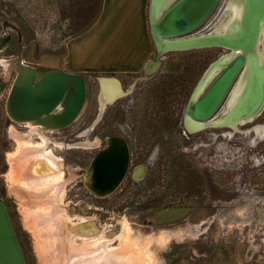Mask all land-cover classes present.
Returning <instances> with one entry per match:
<instances>
[{
  "label": "rangeland",
  "instance_id": "1",
  "mask_svg": "<svg viewBox=\"0 0 264 264\" xmlns=\"http://www.w3.org/2000/svg\"><path fill=\"white\" fill-rule=\"evenodd\" d=\"M150 2L147 0V17L153 52L146 67L133 74L78 73L88 86L84 105V109L88 106L87 112L65 134H54L52 138L64 145L78 142L87 148L102 144L96 136L124 139L131 147L130 164L143 161L156 151L155 164L144 180L134 182L127 176L114 194L110 195L119 184L107 195L97 196L88 185L92 170L89 165L104 149L50 145L52 153L62 158L64 172L56 192L42 194L48 198L58 194L60 201L58 222L53 220L58 234L52 233L57 248L48 253H55L54 264H107L106 245H117L139 255L142 264H264V108L254 123L240 127L245 132L250 130L245 134L223 137L220 133L224 130L210 126L190 135L186 114L187 131L182 123L184 110L212 62L230 50L201 47L169 51L158 59L159 67L147 75V68L152 70L150 61L157 60V48L159 51L150 29ZM220 2L197 33L211 29L219 20L225 0ZM101 3L102 0H0V184L11 196L9 207L28 264L51 262L32 229V220L27 219L28 215L38 214L41 206L36 204L30 209L31 204L26 206L14 190L21 182L36 188L35 181L26 174L34 158L32 151L39 143L29 126L26 128L10 116L8 99L19 63L44 72L65 71L66 40L90 24ZM11 58L17 62L8 67L4 59ZM156 72L158 75L149 82ZM100 77L119 83L126 93L109 107L90 137L69 141L78 129L96 116L95 121L98 119ZM166 90L170 93L168 98L164 95ZM225 102L217 114H224ZM117 114L124 117L126 134L115 121ZM95 121L94 124L98 122ZM257 126L263 128V133ZM97 139L99 144H95ZM153 158L151 154L136 167L145 164L148 169ZM80 166L85 176L78 178L76 170ZM52 181L44 180L42 185L40 182L37 196L48 191ZM47 203L42 210L55 212L56 207ZM15 206L20 207L23 219L15 214ZM36 225L50 227L46 219L40 223L37 218ZM34 236L38 259L31 252ZM43 236L51 238L49 234Z\"/></svg>",
  "mask_w": 264,
  "mask_h": 264
},
{
  "label": "bare ground",
  "instance_id": "2",
  "mask_svg": "<svg viewBox=\"0 0 264 264\" xmlns=\"http://www.w3.org/2000/svg\"><path fill=\"white\" fill-rule=\"evenodd\" d=\"M176 1L177 0H154L152 7V15H154V20H158ZM216 8L217 7H215V9ZM212 13L192 33L174 38L161 36L160 41L158 42L159 52L163 53L167 51L169 52L176 50H187L193 47L203 46L218 47L217 45H215V43H218L220 39L228 37L233 38L234 40H239V38L242 40H247V38L254 36L255 45L251 50H244L243 48H232L229 53L220 56L218 59L212 62L213 64L218 63L219 66L215 68L214 66H212L211 68L207 69V73L203 78H201V82L194 91V101H196L202 94H204V92L214 82V80L217 78L220 72L223 71L227 64H229L232 60H235L240 55L246 58V64L243 67L244 71L240 75L241 77H239L237 83L233 85V89L229 92L230 94L225 99L226 102L225 106L223 107L224 114H217L215 116L208 117L207 119H198L187 112L186 124L190 132H196L210 126H223L228 123L229 125H233L236 130H239L241 129L238 125L239 121L245 123L254 120V118L264 108V0H225V3L223 4L222 14L216 24L212 28L210 27L211 29L205 32L197 33V31L199 32L202 26L206 24V22H208V20L212 16ZM254 25L255 33L250 32L249 34H246L247 28L249 26L253 27ZM223 44L228 45L227 42ZM174 45L176 47H174ZM2 49L3 44L1 43L0 39V50ZM4 62L8 67H10L14 64V62L17 61L15 58H11L4 59ZM159 64L160 61L152 59L149 63V65L152 66V70H149L148 67L147 75H151L152 71L159 67ZM18 70L19 74L14 83L10 98L8 99V104L10 107L9 112L12 118L16 121L21 123L27 122L26 125L30 127L31 133L37 130L39 133L38 136L41 139L42 146L45 147L49 141L47 134H45V131L59 130L67 125L68 122L62 117H59V121L51 122L49 120H46V117H41V114L49 113L56 108V105L59 102L62 101L63 103V100L67 98L70 92V88H72L73 91L77 89L75 91L77 95L80 96H77L75 98V105L72 108V113L74 114L72 118L76 116V114L80 111L84 104L86 92L84 91L85 93H83V89L81 87V84H83L84 88V83L75 80V78H79L84 82L85 80L80 75H70L61 71L43 72L36 70L33 67L25 66L21 63H19L18 65ZM36 76H40L41 78L38 77V80H34L35 82H32L31 78H34ZM145 78L148 79V77ZM102 82L106 85H109L110 87L108 91L105 90V92L103 93L106 94V98L111 102H114L115 100L121 98L126 93V91L122 88V86H120L119 83L113 82L110 78L102 77ZM77 101L78 103H76ZM105 106L108 105L106 104L105 100H102V105L100 106L101 112L98 121L103 115ZM68 110L69 109H67V112ZM94 125L95 124H93L91 127H93ZM256 129L260 133H263L262 127L257 126ZM249 131V129L246 130V132ZM100 142L101 141L99 139L95 140V144H99ZM58 145L60 147L65 146L62 142H58ZM66 146L67 148H73L82 147L83 145L77 142L69 143ZM44 147L40 151V157L37 156V158H39V162H41V164L44 166L43 174L45 176H40L38 172H34L33 177H38V179H35L37 185H39L40 182V185H42V181L44 180L50 181L53 179V181L50 182V184H53V187H50L48 191L39 192L40 195H42L43 193L49 194L50 192L55 191V189L58 188L59 182H61V175L64 172L61 166L62 158L60 159L59 157L50 153V151H45ZM122 152L123 151L121 150H116L112 154H110V156H106L105 162L103 163V169L105 170L103 172L101 171V174H99V164L93 166L90 178L88 179L90 180L88 185L97 194V196L107 195L108 193L112 192V189L115 188L117 184H119L118 182L122 178V175L119 174V171L121 170L124 160L126 161L128 159V154H123ZM45 165L48 168L45 167ZM47 170L50 171L49 174H46ZM146 171L147 167L145 164L139 165L134 170L135 178L142 179ZM24 187L28 188L30 187V185ZM24 187L19 186L14 190L19 196L26 199L31 198V195H37V189L31 188L27 190V188ZM58 198L59 195L57 194L51 203L56 207V210L59 211L60 201ZM128 233L130 234V232ZM73 236H75V234ZM100 241L103 242L102 240ZM116 246L113 247L112 245L111 247L109 245H106V249H109L107 250V252H105V261L107 264H142V260L139 255L133 254L134 252H128L129 250L126 249V247L125 249H123V246H120L121 248ZM81 247L80 251H82ZM97 249L103 250L102 248H99V246ZM100 252L102 255V251ZM75 253L78 252L75 251ZM80 255L82 256V254H79V256ZM81 260H83V258ZM144 264L151 263L145 262Z\"/></svg>",
  "mask_w": 264,
  "mask_h": 264
},
{
  "label": "crops",
  "instance_id": "3",
  "mask_svg": "<svg viewBox=\"0 0 264 264\" xmlns=\"http://www.w3.org/2000/svg\"><path fill=\"white\" fill-rule=\"evenodd\" d=\"M153 3L154 0H152V7H153ZM65 52H66V65L63 70H65L64 72L70 75H77L78 73L133 74L141 71L144 68V66H146L147 63L149 62L150 56L153 52V41L148 28L147 0H102L99 13L90 22V24L80 33L72 37H69L66 40ZM38 77L40 76L31 78L32 82L36 79H39ZM101 78L102 77H100L99 79L101 83L99 105L100 106L102 105V100H105L107 105L112 104V102L106 98V94L103 93L105 92V90L108 91L110 87L109 85L103 83ZM75 80L84 83L85 90L83 88V84H81L82 85L81 87L83 89V93L86 92V97L84 98V104L80 109V111L76 114V116L72 118V116L74 115L72 113V108L75 105V101H76L75 98L78 96L75 91L77 89L73 91V89L70 88V92L67 98H65L66 101L64 99L63 103L62 101L59 102L60 104L58 103L56 105V108L55 109L53 108L54 110H52L49 113L41 114V117L44 118L46 117L45 119L51 122L59 121V117H62L68 123H73L77 119V117L83 113L84 105L88 94L87 91L88 86H86L87 84H85V82L79 78H75ZM76 103H78V101ZM107 107L108 106H105L104 112ZM67 109H69L68 112ZM100 112H101V107H100ZM96 121H98V119ZM26 123L20 122L19 124L25 126L26 128H29L26 125ZM34 132L35 133L33 135L35 138L37 136L39 144L37 145V147L35 146L36 148H34L32 151L34 158H32V161L29 164L28 172L26 174L33 181H35L36 178L38 179V177L36 176H34L35 178L33 177L34 172H38L40 176L44 175L43 174L44 166L41 164V162H39L38 160L39 158H37V155L38 156L40 155V151L44 146H42L41 139L38 136L39 135L38 131L35 130ZM56 132H59V130L45 131V134H47V137L49 139L48 144L44 147L45 151L47 150L50 151V153H52V149L50 145L54 144L55 146L58 147L59 146L58 142H62L52 138V135H54ZM84 132L87 133V130ZM116 143L117 142H114L110 147V149L106 152L107 157L110 156V154H112L116 150H121L123 151L122 152L123 154H128L125 148L121 149V146L118 145V143L117 144ZM97 146L100 145H96L94 147ZM64 147L67 148L66 145ZM77 148H87V146H82ZM105 159L106 157H103L102 155L94 159V162L92 163L93 165L99 164L98 165L99 174H101V171L103 172L105 170L103 169L104 167L103 163L105 162ZM127 163H128V159L126 161L124 160V162L122 163L121 170L119 171V174L122 175L124 173L125 169L127 168ZM45 167L47 166L45 165ZM120 182L121 180L118 183ZM35 184H36V188H34V185H30V187L28 188L24 187L29 184L23 182L18 183V186L27 188V190L31 188L34 189L41 188V186L37 188L36 182ZM50 187H53V184H50ZM10 197L11 196L9 192H7V189L2 188L0 184V264H28V257L25 248L21 242L20 236L18 234V230L16 229L14 219L12 217V213L9 207ZM18 197H20V199L24 204H26V206L31 204L29 205L30 209L36 208V204H38V206H41V209L39 210L38 214L36 213V215L34 216L28 215L27 219L32 220L31 222L32 229H34L36 234L39 235L43 243L42 249L43 251L44 250L46 251L44 254L50 257L51 262L50 263L45 262V263L54 264L55 259L53 258L55 257V253L53 256V252L56 251L55 248H57V245L54 243V238L56 237L55 235H52V233L55 232L57 233L56 231L57 228L54 229L55 227H57V225L54 226V224H57L56 222H58L56 216L58 210H56L55 212L49 209L42 210V207L44 205H49L47 202L51 203L54 200L55 196H53L52 198H48L44 195H40V196L31 195L32 198H27V199L22 198L19 195ZM53 207L55 206L52 204V208ZM15 214L20 219L24 218L23 213L20 210V207L15 206ZM37 218H39L40 223L43 219L49 220L50 227H44L43 225L37 226L36 225ZM53 220H57V221L55 222ZM20 223L22 225L23 232L27 234V228L26 226H24L23 221ZM30 228L28 229L32 230ZM44 234H49L51 238H46V237L44 238L43 236ZM34 238L35 241L33 239L34 243L31 245V252L36 257V259H38L37 258L38 252L35 246L37 238L36 236H34ZM48 245L50 246V248L48 247ZM50 250L53 251L51 255H49V253L51 252ZM84 260L85 259H83V261ZM58 261L59 260H57L56 262Z\"/></svg>",
  "mask_w": 264,
  "mask_h": 264
},
{
  "label": "water",
  "instance_id": "4",
  "mask_svg": "<svg viewBox=\"0 0 264 264\" xmlns=\"http://www.w3.org/2000/svg\"><path fill=\"white\" fill-rule=\"evenodd\" d=\"M219 2L220 0H177L158 20H154V15H152L151 10V0L149 16L150 29L156 46L158 45L161 36L174 38L192 33L211 15ZM250 32L255 33V25L253 27L249 26L247 28L246 34H249ZM225 42H227L228 45H224L223 43ZM215 45L228 50H231L232 48L251 50L255 45V37H249L247 40H242L240 38L239 40H234L233 38L228 37L220 39V41L215 43ZM174 47L176 46L174 45ZM194 48L201 47H193L190 49ZM165 53L166 52L159 53L157 48V60ZM245 64L246 58L242 55L238 56L235 60H232L229 64H227L223 71H221L217 76L216 80H214V82L209 86L204 94H202L196 101L193 100L192 95L185 114L189 112L192 116L198 119H207L208 117H211L213 113L219 108L230 87L234 83L237 75ZM212 66L215 68L218 67L219 64L212 63L209 68ZM77 76L79 75L77 74ZM7 110L9 113L8 106Z\"/></svg>",
  "mask_w": 264,
  "mask_h": 264
},
{
  "label": "flooded vegetation",
  "instance_id": "5",
  "mask_svg": "<svg viewBox=\"0 0 264 264\" xmlns=\"http://www.w3.org/2000/svg\"><path fill=\"white\" fill-rule=\"evenodd\" d=\"M223 49V48H222ZM225 50V49H224ZM243 69V68H242ZM244 71V69L243 70H241L240 72H239V75H237V77H236V79H235V81H234V83L232 84V86L230 87V89H229V91H228V93H227V95L225 96V98L223 99V101H222V103L220 104V106H219V108L213 113V115L212 116H215L216 114H217V112H218V110L221 108V106L223 105V103L226 101L225 99L228 97V95L230 94L229 92L233 89L232 87H234L233 85H235L236 83H237V81H238V79H239V77H240V75L242 74V72ZM143 72H144V70H143ZM158 72V71H157ZM157 72L152 76V78L149 80V82L150 81H152L158 74H157ZM138 76H140V75H135V77L136 78H138ZM216 80V79H215ZM123 84V83H122ZM124 85V84H123ZM125 87V86H124ZM196 90V89H195ZM170 93H168L167 92V90L164 92V95H165V97L166 98H168V95H169ZM192 97V96H191ZM124 98V97H123ZM122 99V98H121ZM191 99V98H190ZM120 99H118L117 101H115L114 103H112V104H109L108 105V107L106 108V110H105V112L103 113V115L101 116V118L99 119V121L95 124V126H93V128L91 127L92 126V124H94L93 122L95 121V119H96V117L94 118V120L90 123V124H88L86 127H83V128H81V129H78L75 133H74V138L73 139H70L69 141H76V140H78V139H82V138H88V137H90V135L93 133V131L97 128V126L104 120V118H105V116H106V113H107V111H108V109H109V107H111L112 105H115L118 101H119ZM188 105V104H187ZM87 109H88V106L84 109V111H83V113L80 115V116H78L77 117V119L71 124V125H68V126H66V127H64V128H61V131L60 132H56L55 133V136L56 135H61V134H65L69 129H71L72 127H74V125L76 124V123H78L81 119H83V117H84V115H85V113L87 112ZM186 109H187V106H186ZM186 109L184 110V115H183V118H182V123H183V125H184V127H185V129H186V131L188 130L187 129V127H186V124H185V112H186ZM263 114V109L260 111V113L254 118V120H252V121H248V122H245V123H242V122H238V125L240 126V127H243V126H247V125H250V124H252V123H254L261 115ZM211 116V117H212ZM123 116H119L118 117V114L116 115V118H115V121L119 124V127L123 130L122 132L124 133V134H126V130L128 129V127L127 126H125L124 125V121H123ZM125 128V129H124ZM212 128H214V129H220V130H224V131H222L221 133H220V136H223V137H228V138H234L235 136H236V134H245L246 132H244V130H236L235 128H234V126L233 125H229V124H226V125H223V126H217V127H212ZM86 130H88L89 132L88 133H85L84 131H86ZM204 130V129H203ZM202 130H199V131H196V132H190L189 130L187 131L190 135H193V134H196V133H199V132H201ZM252 131H254V130H252ZM95 138H99L101 141H102V144L100 145V146H97V147H93V148H86V149H99V150H103L104 149V151L102 152V153H100L97 157H93V159L91 160V162H90V165H89V168H90V166H91V164H92V162L94 161V159L95 158H98V157H100V156H102L103 155V157L105 156L106 157V154H104V153H106L109 149H110V147L112 146V144L114 143V142H117L118 143V145H120L121 146V149H126V151H127V153H128V163H127V169H126V172H125V174H124V176L122 177V180H121V182L119 183V185H118V187L116 188V190H114V192H112L110 195H112V194H114L117 190H118V188L121 186V184L123 183V181H124V179L128 176V177H130V179L131 180H133L134 182H139V181H142V180H144L146 177H147V175H148V172H149V170H150V168L151 167H153L154 166V164H155V160H156V158H157V156H156V151H153L151 154H154V158H153V161H152V163H149V167H148V169H147V171L145 172V175L143 176V178L142 179H140V180H138L137 178H135V176H134V169H135V167L139 164V163H141V162H144V161H146V160H148L149 158H150V156H151V154L149 155V157H147L146 159H144L143 161H134L133 163H129V161H130V158H129V150L131 149V147L129 146V144L127 143V141H125L124 139H119V138H111V137H105V138H103V139H101L100 137H98V136H96ZM94 138V139H95ZM110 138V139H109ZM68 142V141H67ZM130 148V149H129ZM129 149V150H128ZM132 151V150H131ZM135 162H137V163H135ZM94 166V165H93ZM77 168H79L78 170H76L77 171V173L79 174V177L78 178H80V177H83V176H85V173H82L81 171L83 170V168L80 166V167H77ZM77 168H75V169H77ZM93 168V167H92ZM88 179V178H87ZM86 185V184H85ZM87 187V186H86ZM110 195H108V196H110ZM104 197H107V196H104Z\"/></svg>",
  "mask_w": 264,
  "mask_h": 264
}]
</instances>
